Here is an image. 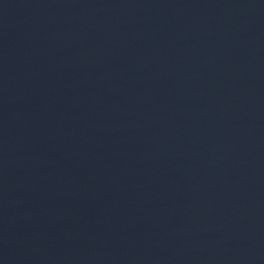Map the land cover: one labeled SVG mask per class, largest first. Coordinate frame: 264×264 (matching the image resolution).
<instances>
[{
  "label": "water",
  "instance_id": "95a60500",
  "mask_svg": "<svg viewBox=\"0 0 264 264\" xmlns=\"http://www.w3.org/2000/svg\"><path fill=\"white\" fill-rule=\"evenodd\" d=\"M0 264H264V0H0Z\"/></svg>",
  "mask_w": 264,
  "mask_h": 264
}]
</instances>
